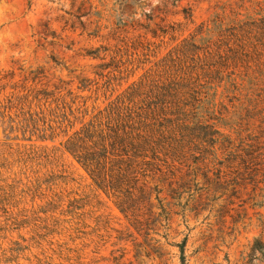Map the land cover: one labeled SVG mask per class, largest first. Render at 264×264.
<instances>
[{
    "label": "rangeland",
    "instance_id": "374dc122",
    "mask_svg": "<svg viewBox=\"0 0 264 264\" xmlns=\"http://www.w3.org/2000/svg\"><path fill=\"white\" fill-rule=\"evenodd\" d=\"M185 40L218 65L195 88L216 143L124 217L62 145L169 58L185 71ZM183 240L185 264H264V0H0V264H180Z\"/></svg>",
    "mask_w": 264,
    "mask_h": 264
},
{
    "label": "trees",
    "instance_id": "16d2710c",
    "mask_svg": "<svg viewBox=\"0 0 264 264\" xmlns=\"http://www.w3.org/2000/svg\"><path fill=\"white\" fill-rule=\"evenodd\" d=\"M125 8L131 9L128 5ZM183 43L186 50L182 54L188 60L196 56L185 71H178L177 57L169 58L170 65H162L164 81L159 80L160 76L154 80L145 75L98 110L62 145L64 153L88 175L95 190L114 199L124 217L135 209L139 199L147 200L143 182L147 177L195 151L190 145L196 148L216 143L211 125L200 115L195 88L199 81L197 69L203 73L205 67L218 65L209 63V47L199 48L188 40ZM200 52L203 58L198 56ZM183 245L184 240L180 264H185ZM251 252L253 257L264 256V245L256 242Z\"/></svg>",
    "mask_w": 264,
    "mask_h": 264
}]
</instances>
